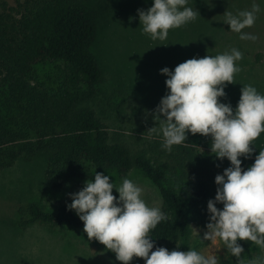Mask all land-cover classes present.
<instances>
[{
    "label": "trees",
    "instance_id": "16d2710c",
    "mask_svg": "<svg viewBox=\"0 0 264 264\" xmlns=\"http://www.w3.org/2000/svg\"><path fill=\"white\" fill-rule=\"evenodd\" d=\"M98 31L97 11L91 0H14L0 10V169L20 158L44 155V179L57 191L91 178L94 172L139 169L159 190L161 211L167 219L149 235L155 246L187 251L181 241L193 227L206 230L207 201L215 197V171L229 167L225 158L216 161L187 145H177L182 160L199 165L188 172L172 165L147 148L132 151L111 139L106 124L94 109L84 105L102 79L92 44ZM48 65L49 72L39 74ZM163 140L152 148L165 150ZM174 146V145H173ZM260 150H264L262 145ZM176 156V155H175ZM247 170L254 158L239 157ZM176 166V167H175ZM181 171L176 176L170 171ZM182 172V171H181ZM118 196L117 193L113 194ZM222 208L221 204L216 205ZM28 217L20 227L34 222L53 227L69 225L83 229L74 211L61 203L54 212L37 202L27 206ZM244 252L227 264L250 259L255 244L242 240ZM177 246H179L177 248ZM155 250V249H153ZM111 255H115L109 250ZM134 257L129 264H142Z\"/></svg>",
    "mask_w": 264,
    "mask_h": 264
},
{
    "label": "rangeland",
    "instance_id": "374dc122",
    "mask_svg": "<svg viewBox=\"0 0 264 264\" xmlns=\"http://www.w3.org/2000/svg\"><path fill=\"white\" fill-rule=\"evenodd\" d=\"M9 5L14 0H0ZM258 4L253 26L242 31L256 37L255 40H241L240 34L229 29L224 23L225 12L233 15L251 10ZM97 11L98 31L92 44V52L97 58L102 79L96 86L87 105L106 124L111 139L125 143L132 151L147 148L150 153L159 154L172 165L188 172L199 165L182 160L177 154V145L171 151L152 148L154 139L163 140L162 134L149 130L156 126L151 111L167 93L164 81L166 76L160 69L173 70L177 65L192 58L216 56L238 49L242 59L236 62L239 71L234 73L233 83L224 87L225 97L219 102L230 103L235 109L243 86L251 85L264 95V0H188L189 7L198 11L197 18L179 28L170 29L166 40H153L150 34L142 31L137 15L138 9L147 10L152 0H91ZM48 65L39 68V74L48 71ZM49 72V71H48ZM147 110V112H146ZM198 155L203 152L212 155L211 136L199 133H186L184 144ZM264 145V133L249 145L253 149L250 157L255 159L259 148ZM176 155V156H175ZM175 166V167H176ZM45 157L36 154L30 158H20L12 165L0 169V264H121L103 244L89 239L82 228L69 225L53 227L34 222L26 227L18 226L21 219L28 217L27 206L37 202L44 210L54 212L61 203L69 204V193L82 189L85 181L69 184L61 190H53L43 175ZM181 171H170L177 175ZM215 176L219 174L214 169ZM110 176V182L117 187L127 178L142 188L141 198L149 207L161 209V196L158 188L139 170L127 172L117 170L99 171ZM214 176V178H215ZM117 193L113 189V194ZM118 194V193H117ZM191 233L181 243L185 248L201 254L218 255L221 264H227L231 254L223 244L216 241L201 242ZM264 259V249L255 245L250 259L241 264H249L253 259ZM145 264V261L142 263Z\"/></svg>",
    "mask_w": 264,
    "mask_h": 264
},
{
    "label": "clouds",
    "instance_id": "9594fccd",
    "mask_svg": "<svg viewBox=\"0 0 264 264\" xmlns=\"http://www.w3.org/2000/svg\"><path fill=\"white\" fill-rule=\"evenodd\" d=\"M187 5L188 0H152L147 10H137L139 25L151 39L166 40L170 29L199 16ZM259 11L254 3L251 10L235 15L225 12L224 23L240 34L241 40H255L254 35L242 30L253 26ZM242 58L234 48L230 53L194 57L173 70L160 69V74L167 77L164 83L168 91L151 111L156 126L149 129L162 134L166 151L184 144L186 133L210 135L211 152L217 159L229 161V167L214 178L217 187L215 197L207 201L206 231L201 235L194 230L202 243L218 240L236 258L244 252L238 241H251L264 249V150L247 170L242 169L239 159L251 155L249 145L264 133V95L247 85L241 88L235 109L218 100L226 96V82L233 83L234 73L239 71L236 62ZM113 189L118 196L113 195ZM142 191L130 179H123L117 187L109 175L96 172L94 180L85 181L82 189L68 194L71 203L66 209L83 222L87 237L103 244L121 264H129L134 257L142 258L145 264H221L215 254L205 256L193 249L169 251L155 246L149 233L167 216L160 208L147 206ZM218 204L223 207L217 208ZM249 264H264V259H253Z\"/></svg>",
    "mask_w": 264,
    "mask_h": 264
}]
</instances>
